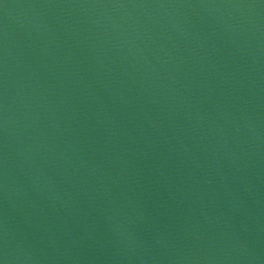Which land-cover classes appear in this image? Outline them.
Returning <instances> with one entry per match:
<instances>
[{
	"label": "water",
	"instance_id": "95a60500",
	"mask_svg": "<svg viewBox=\"0 0 264 264\" xmlns=\"http://www.w3.org/2000/svg\"><path fill=\"white\" fill-rule=\"evenodd\" d=\"M0 264H264V0H0Z\"/></svg>",
	"mask_w": 264,
	"mask_h": 264
}]
</instances>
